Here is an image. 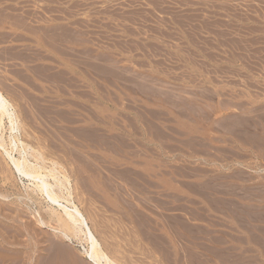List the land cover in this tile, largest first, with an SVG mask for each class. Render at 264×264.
I'll list each match as a JSON object with an SVG mask.
<instances>
[{
  "label": "rangeland",
  "instance_id": "374dc122",
  "mask_svg": "<svg viewBox=\"0 0 264 264\" xmlns=\"http://www.w3.org/2000/svg\"><path fill=\"white\" fill-rule=\"evenodd\" d=\"M0 3V50L43 53L71 73L5 85L11 98L0 88L24 141L66 170L109 255L224 264L225 242L242 232L233 213L264 205V0ZM2 154L0 264H83L75 244L37 223L34 210L51 220L46 203L20 189ZM244 216L248 225L257 217Z\"/></svg>",
  "mask_w": 264,
  "mask_h": 264
},
{
  "label": "bare ground",
  "instance_id": "6f19581e",
  "mask_svg": "<svg viewBox=\"0 0 264 264\" xmlns=\"http://www.w3.org/2000/svg\"><path fill=\"white\" fill-rule=\"evenodd\" d=\"M1 4V3H0ZM258 11V10H257ZM153 17V16H152ZM151 21V20H150ZM149 21V22H150ZM145 26V25H144ZM176 28V27H175ZM43 30H41L42 32ZM44 32V31H43ZM42 34V33H41ZM44 34V33H43ZM42 34V35H43ZM48 32L45 34L48 38ZM69 35V34H68ZM74 36V35H73ZM163 36V35H162ZM41 37V36H40ZM158 37V36H157ZM150 38V37H149ZM40 39V38H39ZM158 39V38H157ZM39 41V40H37ZM44 42V36L40 40ZM52 42V41H50ZM47 43V42H46ZM260 44V43H259ZM45 46V45H44ZM46 47V46H45ZM128 47V46H127ZM54 48V47H53ZM143 48V47H142ZM49 50V48H48ZM54 50V49H53ZM70 50V49H69ZM145 51V50H144ZM57 52V51H56ZM55 52V53H56ZM65 52V51H63ZM68 52V51H67ZM81 52V51H80ZM53 53V52H52ZM78 53V52H77ZM46 54V52H45ZM60 54V53H59ZM62 54V53H61ZM60 54V55H61ZM64 54V53H63ZM69 54V53H68ZM104 54V53H103ZM41 55V54H40ZM58 55V54H56ZM63 56V55H62ZM66 56V54H65ZM111 56V54H110ZM157 56V55H156ZM41 57V56H40ZM44 57V56H43ZM85 57V56H84ZM179 57V56H178ZM68 58V57H64ZM71 58V57H69ZM108 58V57H107ZM191 58V57H190ZM92 59V58H91ZM264 59V58H263ZM193 60V59H192ZM66 62L67 59L65 60ZM64 61V62H65ZM70 61V60H69ZM72 61V60H71ZM83 61V60H82ZM87 61V60H86ZM99 61V60H98ZM261 61V60H260ZM263 61V60H262ZM77 62V61H76ZM92 62V61H91ZM105 62V61H104ZM153 62V61H152ZM72 63V62H71ZM70 63V64H71ZM107 63V62H106ZM261 63V62H260ZM82 64V63H81ZM152 64V63H151ZM264 64V62H262ZM81 67V66H80ZM79 67V68H80ZM262 67V65H261ZM264 68V67H263ZM124 70V69H123ZM261 108V107H260ZM18 109L0 88V147L9 172L15 176L21 190L41 198L47 205V211L51 215V220L47 221L39 210H34L32 214L37 223L42 227H50L56 236L61 237L68 243L75 244L80 253L90 264H118L104 249L101 238H99L89 223L87 215L76 203L73 193V185L66 170L60 171L56 162L49 163L44 152L34 148L23 139L22 121ZM241 117V116H240ZM237 118V117H236ZM259 120V119H258ZM262 120V119H261ZM264 120V119H263ZM243 121H245L243 119ZM246 122L247 121L246 119ZM242 123L243 125L246 123ZM251 123V122H250ZM231 124V122H230ZM248 124V123H247ZM238 125V124H237ZM253 125V124H252ZM234 126V125H233ZM246 126V125H245ZM243 126V128L245 127ZM249 127V126H248ZM243 130V134L252 133L251 130ZM234 129V128H233ZM184 130V129H183ZM255 130V129H254ZM260 130V129H259ZM4 131L8 134V141L4 139ZM224 131V130H223ZM239 130H237L238 132ZM233 132V131H232ZM234 133V132H233ZM233 135V134H232ZM246 135V134H245ZM250 135V134H249ZM248 135V136H249ZM240 136V135H239ZM242 136V134H241ZM254 136V135H251ZM260 136V134H259ZM258 136V137H259ZM244 137V136H243ZM241 138V137H240ZM245 138V137H244ZM254 138V137H253ZM243 139V138H242ZM248 139V138H247ZM241 141V140H240ZM245 141V140H244ZM248 141V140H246ZM251 141V139H250ZM240 144V143H239ZM259 144V143H258ZM188 145V144H187ZM206 145V144H205ZM248 145V144H247ZM261 147V146H260ZM223 149V148H221ZM238 149V148H237ZM260 149V148H259ZM204 150V149H203ZM195 151V150H194ZM193 151V152H194ZM220 151V150H219ZM218 151V152H219ZM236 151V150H235ZM185 154V153H184ZM189 154V153H188ZM201 154V153H200ZM218 155V153H217ZM229 155V154H228ZM238 155V154H237ZM249 155V154H248ZM223 156L224 153H223ZM263 156V155H262ZM2 158V157H1ZM196 158V157H195ZM201 159V158H200ZM217 159V158H216ZM219 159V158H218ZM231 159V158H230ZM228 160V159H227ZM244 160V159H243ZM187 161V160H186ZM221 162V161H220ZM59 165V164H58ZM238 165V164H237ZM187 166V165H186ZM59 167V166H58ZM200 167V166H199ZM190 168V167H189ZM8 169V168H7ZM6 169V170H7ZM199 169V168H198ZM213 169V168H212ZM4 170V169H3ZM9 170V169H8ZM216 170V169H215ZM223 170V169H222ZM185 171V170H184ZM214 171V170H213ZM210 172V171H209ZM192 173V172H191ZM194 174V173H193ZM196 174V173H195ZM206 174V173H205ZM233 174V173H231ZM230 174V175H231ZM192 175V174H191ZM204 175V174H203ZM225 175V174H224ZM229 175V174H228ZM239 175V174H238ZM188 176V175H187ZM195 176V175H194ZM217 176V175H216ZM219 176V175H218ZM227 177V176H226ZM233 177V176H232ZM210 178V177H209ZM231 178V177H230ZM212 180V179H211ZM220 181V180H219ZM222 181V180H221ZM208 182V181H207ZM198 183V182H197ZM205 183V182H204ZM217 183V182H216ZM201 185V184H200ZM216 185V184H215ZM256 185V184H255ZM207 186V185H206ZM218 186V185H217ZM252 186V185H251ZM220 188V187H218ZM251 189V188H250ZM194 190V189H193ZM254 190V189H252ZM250 193V192H249ZM254 193V192H253ZM263 196V195H262ZM17 198V196H15ZM256 197V196H255ZM24 197H18L22 200ZM250 198V197H249ZM254 198V197H253ZM8 196L0 193V200L6 202ZM40 199V200H41ZM77 199V198H76ZM30 201H33L29 198ZM221 200V199H220ZM223 200V199H222ZM259 200V199H258ZM38 201V200H37ZM225 201V200H224ZM223 203V202H222ZM221 204V203H220ZM230 204V203H229ZM36 205V204H35ZM224 205V204H223ZM228 205V204H227ZM229 206V205H228ZM237 206V205H235ZM230 207V206H229ZM232 208V207H231ZM236 208V207H235ZM249 208V207H248ZM226 209V208H225ZM237 209V208H236ZM235 209V210H236ZM239 209V208H238ZM237 209V210H238ZM193 210V209H192ZM229 210V208L227 209ZM236 210V211H237ZM230 212V211H229ZM248 212V211H247ZM262 212V211H261ZM242 213V212H241ZM255 213V212H254ZM243 214V213H242ZM248 215V214H247ZM256 216V215H255ZM252 218V216H251ZM264 220V219H263ZM52 222L58 227L50 226ZM63 224V225H62ZM65 227V229H64ZM258 236V235H257ZM258 242V241H257ZM259 243V242H258ZM57 247V246H56ZM60 248V247H58ZM63 250V249H61ZM106 250V251H105ZM110 254V255H109ZM74 258V257H73ZM77 259V258H76ZM75 259V260H76ZM259 259V258H258ZM38 263V262H37ZM80 263V262H79Z\"/></svg>",
  "mask_w": 264,
  "mask_h": 264
},
{
  "label": "crops",
  "instance_id": "0c3cea01",
  "mask_svg": "<svg viewBox=\"0 0 264 264\" xmlns=\"http://www.w3.org/2000/svg\"><path fill=\"white\" fill-rule=\"evenodd\" d=\"M32 54L36 53L15 49L0 50V63L20 62L17 63V67H23V69L17 68V70H15L16 68L8 64L10 69L7 70V74L5 75L0 72V85H4L10 98L11 91L5 85H16L15 82H23L21 85H36L34 83L38 80L44 85H52L56 83L57 78L68 81L69 79H67V77L70 76L71 80V73L67 71H59L57 73V60H55L54 57L50 59V56L44 55L43 53H40L41 57L40 55H35V58L41 59L40 61L43 63L37 66H31L33 59H35ZM69 63L71 62L69 61ZM65 64H67V62ZM28 71H30L31 75L27 73ZM244 213L248 214L249 217L257 216L255 220L251 222V225L247 224ZM233 215L236 218L235 220L236 224H238V228H240L242 232H236V235L231 236L232 242H225V251H227L225 254L227 257L224 264H247L249 262H254L253 264H264V205L260 208L258 207L255 213L251 210L244 211V209H241L240 211H235ZM255 222L257 225H255ZM222 258L224 259V257ZM80 260L83 264H90L86 259L80 258Z\"/></svg>",
  "mask_w": 264,
  "mask_h": 264
}]
</instances>
